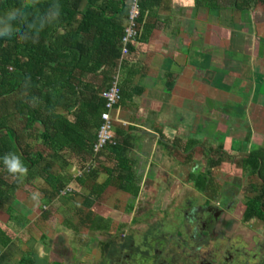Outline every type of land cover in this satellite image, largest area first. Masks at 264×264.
Wrapping results in <instances>:
<instances>
[{
  "label": "crops",
  "instance_id": "obj_1",
  "mask_svg": "<svg viewBox=\"0 0 264 264\" xmlns=\"http://www.w3.org/2000/svg\"><path fill=\"white\" fill-rule=\"evenodd\" d=\"M130 1L76 0L62 56L48 55L41 77L26 67L30 80L0 97V264H98L136 228L157 221L162 234L182 206L178 242L196 247L186 219L211 207L218 261L237 251L264 264V224L244 219L261 179L241 164L264 154V0H142L121 57ZM114 76L116 145L93 159ZM206 170L223 185L216 201L194 188Z\"/></svg>",
  "mask_w": 264,
  "mask_h": 264
},
{
  "label": "trees",
  "instance_id": "obj_2",
  "mask_svg": "<svg viewBox=\"0 0 264 264\" xmlns=\"http://www.w3.org/2000/svg\"><path fill=\"white\" fill-rule=\"evenodd\" d=\"M75 2L76 0H46L40 5L39 0L34 3L32 0L0 1V33H5L0 36V51L3 53L0 55V97L14 92L19 85L30 80L26 67L30 70L37 65V74L41 77L47 61L52 60L48 55L53 54L56 59L61 55L64 51V39L71 37V33L67 31L69 35L64 37L65 33L61 34L60 30L64 21H70ZM35 21L39 22L37 32ZM24 60L26 63H23ZM10 67L13 68L12 71H9ZM213 162L211 160L208 164L210 168L219 161ZM241 164L243 170L261 179L260 193L247 201L244 219L256 218L264 224V154L252 151L242 159ZM84 172L90 173L91 170ZM194 188L214 201L223 195V185L219 180L213 179L209 170L197 177ZM255 191L257 190L253 188L252 192L256 193Z\"/></svg>",
  "mask_w": 264,
  "mask_h": 264
},
{
  "label": "rangeland",
  "instance_id": "obj_3",
  "mask_svg": "<svg viewBox=\"0 0 264 264\" xmlns=\"http://www.w3.org/2000/svg\"><path fill=\"white\" fill-rule=\"evenodd\" d=\"M186 210H187V208L185 206H182L181 210L176 212L173 217L170 216V219L164 220V223H167V224L164 228L163 233L162 234L160 233V235L157 234L156 225H159L158 223H156L157 221H153L152 224L148 223L150 225L147 227L146 226L141 227L140 229L136 228V231L131 233L127 237L128 241H126L125 243L123 241V243L120 244L119 249H121V250L113 249V251H112L111 249H107V251L104 253L103 261L99 260L98 264H101V263L102 264H108V262L110 260L115 261L116 252L117 253L122 252V247H124L123 250L125 251V253H130V258H131L130 264H148L150 259H154V252H155L154 247L155 246H161V245L165 246V241L167 242V245L169 244L168 243V241H169V242H171L172 245L177 246L178 250L183 255L190 254V250L185 246V244L183 242H178L175 239L177 235H179V236L181 235L182 238L184 237L186 240L185 232L176 230L177 227H179L180 225H182V223H184V219H182L181 213L183 211H186ZM165 221H167V222H165ZM175 226H177V227H175ZM137 227H139V226H137ZM174 228H175V231H172ZM122 245H124V246H122ZM205 252H207V251H205ZM135 254H136V256H138V254L140 255L138 259L135 258V256H134ZM180 259H181V256L179 254V257L177 256V259L174 260V263L177 262V264H178V261H179V264H181ZM182 264H189V263H186L184 260V263H182Z\"/></svg>",
  "mask_w": 264,
  "mask_h": 264
},
{
  "label": "flooded vegetation",
  "instance_id": "obj_4",
  "mask_svg": "<svg viewBox=\"0 0 264 264\" xmlns=\"http://www.w3.org/2000/svg\"><path fill=\"white\" fill-rule=\"evenodd\" d=\"M206 210L207 212H210L212 215V216H209L210 219L206 221H203L201 218L195 217L194 213H191L192 217L188 216L186 219L187 222L192 223L191 225L194 224L193 228L198 232V236L196 232L190 236V239L195 238V240H197L195 243L196 247L188 248L190 250V254L183 255L178 250L177 246L175 245L172 246L171 242H169V244L167 245V243L165 242V246L161 245V246L154 247V251H155L154 259H150L148 264H177V262L174 263V260L177 259V256L179 257V254L181 256V259H180L181 264L184 263V260L186 263H189V264H214L213 262L218 261L217 254H219V251L214 250L212 243L207 240L205 233H204V232H208L206 229L207 223L214 222L215 220H217L215 217L216 211L215 209L211 207H207ZM183 243L187 245L185 242ZM215 254H216V259L214 260L213 255ZM134 256L136 259H138L140 255L138 254V256H136L135 254ZM125 258L126 259H121L118 264H130L131 262L130 253H128V256H126ZM245 258L246 256L240 252L238 253L237 251H235L233 254L229 252V255L227 257L222 256V259L225 261V263H222V262L220 263L218 261L219 262L218 264H247L248 261H246ZM178 264H179V261H178Z\"/></svg>",
  "mask_w": 264,
  "mask_h": 264
},
{
  "label": "built area",
  "instance_id": "obj_5",
  "mask_svg": "<svg viewBox=\"0 0 264 264\" xmlns=\"http://www.w3.org/2000/svg\"><path fill=\"white\" fill-rule=\"evenodd\" d=\"M141 2L142 0L130 1L127 15V25L124 28V32L120 40L121 57H124L129 53V45L131 43H135L139 37ZM9 70H13V68L10 67ZM102 97L104 99V111L101 114V124L97 131L96 141L92 146L93 159L96 158L104 149L108 147H114L116 145V141L112 133L113 119L111 113L118 105L121 98L119 79L117 76L112 78L108 88L103 92ZM67 190L69 189H66V191Z\"/></svg>",
  "mask_w": 264,
  "mask_h": 264
},
{
  "label": "clouds",
  "instance_id": "obj_6",
  "mask_svg": "<svg viewBox=\"0 0 264 264\" xmlns=\"http://www.w3.org/2000/svg\"><path fill=\"white\" fill-rule=\"evenodd\" d=\"M5 33H0V36L4 35ZM14 170V169H13Z\"/></svg>",
  "mask_w": 264,
  "mask_h": 264
}]
</instances>
